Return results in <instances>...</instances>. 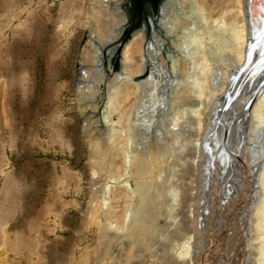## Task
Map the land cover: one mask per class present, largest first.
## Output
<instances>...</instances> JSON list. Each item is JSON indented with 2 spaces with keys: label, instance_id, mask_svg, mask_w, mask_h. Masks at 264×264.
Returning <instances> with one entry per match:
<instances>
[{
  "label": "rangeland",
  "instance_id": "rangeland-1",
  "mask_svg": "<svg viewBox=\"0 0 264 264\" xmlns=\"http://www.w3.org/2000/svg\"><path fill=\"white\" fill-rule=\"evenodd\" d=\"M89 4L0 0V264H252L245 218L252 170L242 146L226 148L241 141V93L228 108L204 113L193 162L196 151L180 165L156 136L145 144H155L151 153L136 142L127 162L115 148L109 174L117 184L111 207L102 205L97 137L86 134L79 101ZM124 46L110 74L120 73ZM174 165L180 196L172 218ZM111 220L121 227H105ZM184 245L190 252L181 257Z\"/></svg>",
  "mask_w": 264,
  "mask_h": 264
},
{
  "label": "bare ground",
  "instance_id": "bare-ground-1",
  "mask_svg": "<svg viewBox=\"0 0 264 264\" xmlns=\"http://www.w3.org/2000/svg\"><path fill=\"white\" fill-rule=\"evenodd\" d=\"M122 2L90 0L89 40L82 53L79 101L86 134L97 137L92 149L102 162L95 168L97 181L104 182L102 205L110 206L117 184L109 174L115 148L120 146L118 152L127 162L138 150L136 142L151 153L155 144H145L156 136L166 139L176 162L196 151L193 162L203 149L204 113L228 108L230 99L241 93L236 113L242 122L241 141H228L226 148L231 152L242 146L246 166H251L247 246L252 264H264V0H163L148 33L146 28L137 30L123 47L121 71L113 75L116 48L108 55L104 49L121 38L127 20ZM146 72L149 78L134 83ZM178 167L169 168L172 218L180 196ZM111 221L105 227H121ZM189 252L184 245L180 256Z\"/></svg>",
  "mask_w": 264,
  "mask_h": 264
},
{
  "label": "water",
  "instance_id": "water-1",
  "mask_svg": "<svg viewBox=\"0 0 264 264\" xmlns=\"http://www.w3.org/2000/svg\"><path fill=\"white\" fill-rule=\"evenodd\" d=\"M162 1L163 0H123L122 5L127 15V20L121 31V38L116 43L118 45L114 47L116 48L114 55L122 48V46L127 43L132 34L137 30L141 28H146L148 33V27H150V20L155 21L156 16L158 14V9ZM262 6H264V4ZM113 44L114 43H112V45ZM115 63L116 62L111 61L112 70L114 68ZM135 79H137V77Z\"/></svg>",
  "mask_w": 264,
  "mask_h": 264
}]
</instances>
